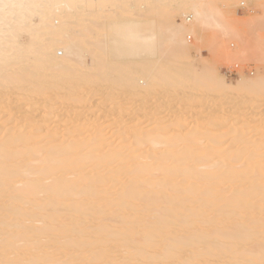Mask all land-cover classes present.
<instances>
[{
	"label": "bare ground",
	"instance_id": "1",
	"mask_svg": "<svg viewBox=\"0 0 264 264\" xmlns=\"http://www.w3.org/2000/svg\"><path fill=\"white\" fill-rule=\"evenodd\" d=\"M228 6L0 0V264H264V73L189 57L264 54Z\"/></svg>",
	"mask_w": 264,
	"mask_h": 264
},
{
	"label": "rangeland",
	"instance_id": "2",
	"mask_svg": "<svg viewBox=\"0 0 264 264\" xmlns=\"http://www.w3.org/2000/svg\"><path fill=\"white\" fill-rule=\"evenodd\" d=\"M220 1H224L226 2L229 6L228 9L231 12H234V20L239 23V24H244L243 27H245V23H251L254 20H256L259 16L258 15H262L263 13L258 9L261 8L260 5L263 3L260 0H246V4L245 5H241V1L242 0H220ZM245 6V7H244ZM244 7V8H243ZM236 11V13H235ZM261 12V13H260ZM258 16V17H256ZM262 17V16H261ZM190 18H192V16H190ZM253 19V20H252ZM251 22H250V21ZM177 21L182 23L184 21V18L181 16H177ZM249 21V22H248ZM191 22L187 19V22ZM248 22V23H247ZM247 30H246V34L244 35V37H246V42H248L247 44H249V42L254 41V37H258L261 40L264 41V25H262V27L257 28L254 27L252 28L253 30H251V26H246ZM245 27V29H246ZM251 30V31H250ZM213 30L209 29L205 32L206 35L210 36L208 33L211 34H215L212 33ZM218 34V33H216ZM215 36V35H214ZM220 34V36L218 38L222 39L220 42V39H216L214 42L212 43V40L210 39L209 43L207 42H200L197 44H195V36L192 37V42L190 45V54L189 57H191L193 60H195V63L197 64V67L199 68H209L211 70H215L216 72H218L219 74L226 76L229 81H231L232 83L237 82L238 80H240L242 78V76H246V77H256V75L258 76L259 74H263L264 73V54L261 53V48H260V43H254L252 45V49L248 48V49H243L242 48V52L240 51H231L232 54L229 55V53H227L225 50H231V49H236L239 47V39L237 40L236 38L240 36L239 31L236 32H230L228 33L227 36H222ZM242 36V34H241ZM194 38V40H193ZM213 39V38H212ZM250 39V40H249ZM249 40V41H248ZM194 41V43H193ZM217 41V42H216ZM218 43V44H216ZM212 44V45H211ZM222 44V45H220ZM209 45V46H208ZM227 46V48H222L220 49V47L218 46ZM210 47V48H207ZM217 47H219V49H216ZM211 48L212 51H211ZM231 48V49H230ZM251 49V50H250ZM202 50L203 56L202 57H198V51ZM210 50V51H209ZM217 52H216V51ZM233 52H238L237 55H233ZM62 50L58 51V54L62 55ZM90 57L89 59H87V61L90 63ZM90 95V94H89ZM174 98V96H172ZM250 110L248 107L241 109L239 113H245L246 111Z\"/></svg>",
	"mask_w": 264,
	"mask_h": 264
}]
</instances>
